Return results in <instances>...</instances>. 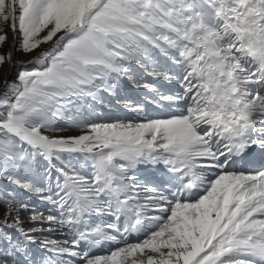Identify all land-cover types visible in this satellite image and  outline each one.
Here are the masks:
<instances>
[{"label":"bare ground","instance_id":"1","mask_svg":"<svg viewBox=\"0 0 264 264\" xmlns=\"http://www.w3.org/2000/svg\"><path fill=\"white\" fill-rule=\"evenodd\" d=\"M174 1L181 14L191 9L192 15L183 17L187 24L194 22L190 29L201 22L191 0ZM233 2L227 0L222 9L236 17L237 8L243 10V22L230 25L216 19L215 28L204 33L209 47L206 54L218 62L217 66L206 63V80L203 65L197 62L193 65L190 61L181 68L168 66L167 71L165 64L158 72L162 76L156 72L154 81L161 89L174 85V93L157 96L150 86L152 75L146 73L140 76V93L145 97L139 98L131 90L124 102H111L117 115L98 116L88 121L90 126L70 131L73 139L82 140L88 155H105L99 169L84 173L85 180L79 185L80 192H93L96 200L82 203L89 214L81 222L88 227L94 221L98 235L94 234L103 232L102 239L90 249L81 241L85 234L74 239L75 233L66 231L60 221L36 216L31 219L36 225L32 234L36 230L37 234L40 230L50 233L49 247L59 250L52 251V259L48 255L37 258L39 264H264V196L237 198L247 181L264 175V0ZM9 5L14 9V0H8ZM8 17L13 26L11 47L0 71V87L15 67L14 11V22L10 9ZM247 24L253 30L248 31L244 27ZM153 29L163 32L157 25ZM167 35L176 43L181 41L178 34L167 31ZM201 45L205 51L206 42ZM236 56L242 61H233ZM101 109L97 114L103 113ZM254 115L259 122L255 126L251 122ZM110 132L120 135L129 146L127 155L112 151L104 138ZM254 154L259 159L246 165ZM227 162L229 165L223 166ZM101 170L111 172L104 176ZM192 179L195 188L190 187ZM152 185L155 190L150 189ZM51 194L37 196L35 204L43 210L47 205L55 206ZM127 207L131 209L123 214ZM190 211L204 223L196 240L192 237L194 228L179 224ZM47 226L52 228L45 229ZM165 226L173 227L175 233L164 232ZM178 251L182 253L178 255ZM38 260L33 263L38 264Z\"/></svg>","mask_w":264,"mask_h":264},{"label":"rangeland","instance_id":"2","mask_svg":"<svg viewBox=\"0 0 264 264\" xmlns=\"http://www.w3.org/2000/svg\"><path fill=\"white\" fill-rule=\"evenodd\" d=\"M191 1L201 15V22L190 29L193 21L187 24L183 17L191 16V9L181 14L174 0H14V76L0 95V264H34L35 258L37 261L48 255L52 259V251H59L49 247L48 239L53 237L50 233L40 230L37 234L36 230L32 234L36 225L31 219L40 215L45 220L60 221L66 231L75 233L74 239L85 234L80 240L89 244L90 249L100 242L103 232L97 236L98 225L91 221L85 227L81 222L89 214L82 203H95V194H83L79 185L88 171L99 169L97 166L105 155L101 152L88 155L82 140L73 139L70 131L90 126L88 121L93 122L98 116L117 115L111 102H124L131 90L139 98L145 97L141 94L140 78L146 73L152 75L150 86L157 96L174 93V85L171 91L156 86V72L163 71L165 64L167 71L175 64L181 68L190 61L193 65L197 62L204 66L201 69L204 80L208 78L205 68L214 62L206 54L209 47L205 31L215 28L216 19L230 25L242 23L243 10L237 8L236 17L222 9L227 0ZM232 1L235 4L242 0ZM106 8L113 10L111 15ZM8 13V0H0V71L7 63L11 47L13 26ZM81 20V27L73 30ZM91 24L109 29H100V37L88 30ZM154 25L163 32L155 31ZM244 27L253 30L250 24ZM65 31L71 33L62 35ZM167 31L178 34L181 41L176 43ZM204 42L205 51L200 49ZM235 59L242 61L239 56ZM214 64L217 66L218 62ZM156 66L160 70H155ZM101 108L103 113L97 114ZM251 122L253 126L259 123L256 115ZM258 134L263 136L261 130ZM119 136L104 134L115 154L127 155L129 146ZM101 171L104 176L111 172ZM152 186L150 189L155 190ZM48 192H52L51 199L56 205H47L44 211L35 204V198L49 196ZM129 208L122 209L123 214ZM81 213L85 215L81 217ZM186 214L179 224L194 228L196 236L192 237L196 240L204 223L192 211ZM165 227L168 228L164 232L175 233L173 227Z\"/></svg>","mask_w":264,"mask_h":264},{"label":"water","instance_id":"3","mask_svg":"<svg viewBox=\"0 0 264 264\" xmlns=\"http://www.w3.org/2000/svg\"><path fill=\"white\" fill-rule=\"evenodd\" d=\"M9 9H10L11 20H12V22H14V20H13V18H12L13 9H12L11 5L8 6V11H9ZM81 24H82V20L79 22V24H78L77 26H75V27L73 28V30H75L76 28H78L79 26H81ZM67 33H69V31H65V32L63 33V35H64V34H67ZM13 68H14V67H13ZM13 68H12L11 75L8 77V79H5V80L3 81V85L0 87V95L2 94V91L5 90L6 85H8V83H9V81H10V78H12V77L14 76V71H13L14 69H13Z\"/></svg>","mask_w":264,"mask_h":264},{"label":"crops","instance_id":"4","mask_svg":"<svg viewBox=\"0 0 264 264\" xmlns=\"http://www.w3.org/2000/svg\"><path fill=\"white\" fill-rule=\"evenodd\" d=\"M108 10H111V12L109 13L110 15H111V13L113 12V10L112 9H109V8H107Z\"/></svg>","mask_w":264,"mask_h":264},{"label":"flooded vegetation","instance_id":"5","mask_svg":"<svg viewBox=\"0 0 264 264\" xmlns=\"http://www.w3.org/2000/svg\"><path fill=\"white\" fill-rule=\"evenodd\" d=\"M95 35V34H94Z\"/></svg>","mask_w":264,"mask_h":264}]
</instances>
